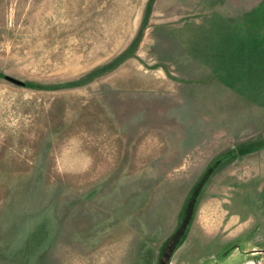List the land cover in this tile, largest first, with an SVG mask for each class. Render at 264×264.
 Instances as JSON below:
<instances>
[{
    "label": "rangeland",
    "instance_id": "obj_1",
    "mask_svg": "<svg viewBox=\"0 0 264 264\" xmlns=\"http://www.w3.org/2000/svg\"><path fill=\"white\" fill-rule=\"evenodd\" d=\"M0 264H264V0H0Z\"/></svg>",
    "mask_w": 264,
    "mask_h": 264
},
{
    "label": "water",
    "instance_id": "obj_2",
    "mask_svg": "<svg viewBox=\"0 0 264 264\" xmlns=\"http://www.w3.org/2000/svg\"><path fill=\"white\" fill-rule=\"evenodd\" d=\"M6 79H7L8 81H10L11 83H13V84L21 85L20 82L14 80V79H11V78H6Z\"/></svg>",
    "mask_w": 264,
    "mask_h": 264
}]
</instances>
